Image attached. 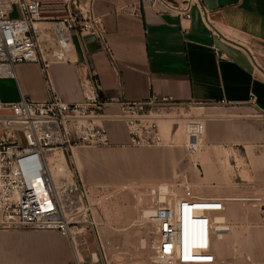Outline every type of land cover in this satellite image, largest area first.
I'll return each mask as SVG.
<instances>
[{
	"label": "built area",
	"instance_id": "2783aa9c",
	"mask_svg": "<svg viewBox=\"0 0 264 264\" xmlns=\"http://www.w3.org/2000/svg\"><path fill=\"white\" fill-rule=\"evenodd\" d=\"M94 2L62 0L63 15L49 19L44 16L41 0H0V66L9 70V76L15 65L24 63L39 64L46 73L52 62H69L75 37H90L110 53L102 18L92 9ZM197 4L198 0H137L131 14L140 17L141 8L150 6L159 13L170 12L190 21L192 7ZM202 9L210 22L209 11ZM38 23L47 24L39 27ZM50 91L51 97L45 101L25 96L16 103L0 101V231L57 230L68 238L75 235L72 229L83 230L86 214L92 212L89 192L84 184L77 187L64 179L58 187L49 155H56L57 163L75 148L112 147L116 144L109 136V126L116 123L125 127L127 146L173 147L161 133V121L186 106L203 105L157 95L141 101L107 99L93 71L80 102H65L51 85ZM248 104L264 118L255 98ZM186 123V149L197 153L205 123L199 118H189ZM166 198L153 202L148 227L153 251L150 264H217L213 252L217 230L212 217L224 211L227 200L197 197L189 190L182 198ZM93 240L100 251L110 245L97 232ZM91 259L97 264L98 258ZM73 264L85 263L77 257Z\"/></svg>",
	"mask_w": 264,
	"mask_h": 264
},
{
	"label": "crops",
	"instance_id": "0c3cea01",
	"mask_svg": "<svg viewBox=\"0 0 264 264\" xmlns=\"http://www.w3.org/2000/svg\"><path fill=\"white\" fill-rule=\"evenodd\" d=\"M136 1L94 2L92 9L102 18L110 53L90 37H75L69 62H52L46 73L39 64H17L12 76L0 77V101L16 103L22 96L45 101L51 97V85L65 102L77 103L82 101L93 71L107 99L141 101L151 95L171 96L181 103L219 106L237 115L240 123L251 112L260 113L248 104L255 98L264 113V0H198L190 21L150 6L142 7L141 16L136 17L131 14ZM202 7L209 11L210 22ZM40 24L45 27L47 23ZM198 111L201 115L205 109ZM109 136L119 145L128 142L122 123L110 125ZM242 140L251 139L243 136ZM200 163L208 175L207 157ZM250 178L249 199L231 198L230 202L264 201L258 197L264 195V186L259 185L264 176L255 174L253 180L250 173ZM252 208L250 203L249 245L260 253L256 263L264 264V204L255 217ZM226 217L220 215L218 221L226 225ZM32 257L42 264L62 261L56 254Z\"/></svg>",
	"mask_w": 264,
	"mask_h": 264
},
{
	"label": "rangeland",
	"instance_id": "374dc122",
	"mask_svg": "<svg viewBox=\"0 0 264 264\" xmlns=\"http://www.w3.org/2000/svg\"><path fill=\"white\" fill-rule=\"evenodd\" d=\"M41 3L44 16L63 15L62 0H41ZM218 107L190 105L168 115L205 120L206 129L197 153L186 149L187 135L182 122L175 135L172 130L165 134L161 131L173 147L137 148L117 143L112 147L83 146L66 154L65 159L61 156V163L51 161L55 171L63 168L60 164L68 166L67 175L53 176L58 185L66 179L77 187L84 184L92 212L86 214L83 230L72 229L76 232V241L57 230L0 231L1 264H42L32 257L36 253L59 255L62 261L54 264H73L76 249L85 264H92V257L94 261L98 258L97 264H150L153 251L148 235L149 220H144L143 212L150 209L152 198L159 197L158 192L153 195L151 190L145 189L154 184L169 185L178 199L185 196V186L201 197L249 199L250 173L253 180L255 174L264 176V118L251 112L238 123L237 115ZM199 108L205 109L201 115ZM208 116L213 120L210 121ZM243 136L251 140L243 141ZM205 156L210 169L208 175L200 163ZM261 184L264 186V182ZM140 194L144 195L139 197ZM258 197L264 198V195ZM145 200L149 208L142 209L141 203ZM250 203L255 217L264 201L227 202L225 212L220 214L222 217L227 215L228 219L225 218L226 235L220 238L217 233L218 238L215 237L213 242L217 264H258L256 257L260 253L257 251L256 254V247L249 245ZM96 232L104 242L110 243L104 251L98 250L94 243Z\"/></svg>",
	"mask_w": 264,
	"mask_h": 264
},
{
	"label": "bare ground",
	"instance_id": "6f19581e",
	"mask_svg": "<svg viewBox=\"0 0 264 264\" xmlns=\"http://www.w3.org/2000/svg\"><path fill=\"white\" fill-rule=\"evenodd\" d=\"M37 26H39V27H42V24H37ZM6 67L5 66H0V77H4V76H9V74H10V72H9V70H6L5 69ZM186 117H183V119L182 118H177V117H167V119H164V120H162L161 121V123H162V125H161V131H165V132H163L164 134L165 133H170V131L172 130L173 131V133H174V135L176 134V131L178 132L179 130H180V126H179V123H184V128H185V131H187V123H186ZM199 119H201V118H199ZM203 121H204V123H205V120L204 119H202ZM180 121V122H179ZM169 122H171V125L170 124H168ZM173 124H175L176 125V127H174L173 128ZM163 129V130H162ZM77 154V153H76ZM122 157V156H121ZM123 157H125V156H123ZM57 159V156L55 155H49V160H50V162L51 161H54V160H56ZM60 160H62V157H60L59 158V163H61V161ZM81 160V159H80ZM112 160V159H111ZM116 160V159H115ZM57 161V160H56ZM58 163V162H57ZM115 163V162H114ZM53 165V164H52ZM57 165V164H56ZM55 165V166H56ZM61 165V167H63V168H57V171H55V168H53V167H51V173H52V176H60V175H67L68 173V168H67V165L66 166H63L62 164H60ZM119 165V164H118ZM59 167V166H58ZM120 167V166H119ZM131 168V167H130ZM140 169V168H139ZM145 169V168H144ZM120 171V170H119ZM125 171V170H124ZM130 171V170H129ZM132 171H134V170H132ZM138 171V170H137ZM55 172H56V174H55ZM66 172V173H65ZM148 172V171H147ZM125 175V174H124ZM134 176V175H133ZM139 176V175H138ZM155 176V175H154ZM150 177V176H149ZM54 178V177H53ZM140 178V177H139ZM147 178V177H146ZM131 179V178H130ZM143 179V178H142ZM67 180V179H66ZM135 181V180H134ZM54 182H55V184L56 185H58L57 184V181H55V179H54ZM67 182L68 183H72V181H68L67 180ZM129 182V181H128ZM149 183V182H148ZM61 184H59L58 185V187L60 186ZM145 189H147V190H151V192H152V194L154 195V194H156V192H158V196L159 197H154V198H152V200H151V205H150V209H146V210H144V216L145 217H143L144 218V220H149L150 221V217L153 215V212H154V209H153V202L156 200V199H159V200H165V199H169V198H166V195H170L171 197H173V198H175V199H178L177 197H176V195H174V191L171 189V187L169 186V185H167V184H154V185H152V186H150V187H147V188H145ZM186 191H188V190H186ZM186 191H185V193H186ZM190 192V191H189ZM192 194V193H191ZM144 194H140L139 195V197H142ZM192 195H194V194H192ZM194 196H197V197H201V196H198V195H194ZM213 198H225V197H213ZM227 201H226V204H227V202H230V199L231 198H228V197H226L225 198ZM231 200H233V199H231ZM235 200H239V199H235ZM142 204V209L144 208V207H148V205L149 204H147V200H145L144 201V203H141ZM225 204V205H226ZM149 208V207H148ZM226 208V207H225ZM225 210V209H224ZM224 212V211H223ZM222 213V212H221ZM221 213H218V214H216V215H214L212 218H213V221H214V224H215V226L214 227H216V230H217V232L215 233V235H218L217 233H219V237L220 238H223V236L225 235V233H226V230H225V224H224V221L221 223V222H219L218 221V217L220 216V214ZM191 230H193V228L191 227L190 228V231ZM72 237V238H71ZM71 237H69L71 240H73V241H76V240H74V239H76V237L74 236V233H72V236ZM215 237L216 238H218V236H214V240H215ZM145 241V240H144ZM150 248H152V246H150ZM78 253V251H77V249H76V254ZM75 254V255H76ZM78 255L79 254H77V256H76V258L78 257ZM82 257L83 256H79V259H82ZM94 259V258H93ZM150 262H151V260H150Z\"/></svg>",
	"mask_w": 264,
	"mask_h": 264
}]
</instances>
